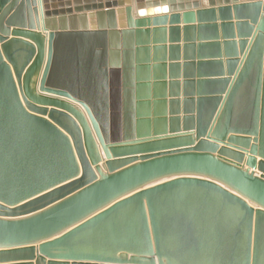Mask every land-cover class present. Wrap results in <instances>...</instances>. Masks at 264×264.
<instances>
[{
	"label": "water",
	"instance_id": "95a60500",
	"mask_svg": "<svg viewBox=\"0 0 264 264\" xmlns=\"http://www.w3.org/2000/svg\"><path fill=\"white\" fill-rule=\"evenodd\" d=\"M0 264H264V0H0Z\"/></svg>",
	"mask_w": 264,
	"mask_h": 264
}]
</instances>
